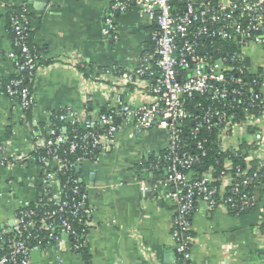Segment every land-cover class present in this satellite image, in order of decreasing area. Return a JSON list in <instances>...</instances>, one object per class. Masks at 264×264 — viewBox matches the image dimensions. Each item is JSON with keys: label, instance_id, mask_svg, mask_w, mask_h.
I'll list each match as a JSON object with an SVG mask.
<instances>
[{"label": "built area", "instance_id": "obj_1", "mask_svg": "<svg viewBox=\"0 0 264 264\" xmlns=\"http://www.w3.org/2000/svg\"><path fill=\"white\" fill-rule=\"evenodd\" d=\"M132 7L150 21L151 48L138 71L124 72L120 78L134 85L146 82L150 101L144 106L121 104L96 122L84 121L82 131L76 129L79 113L51 114V125L53 120L68 124L72 136L56 133L50 125L32 156L12 159L0 148V167L31 160L43 170L45 185L60 183L59 196L47 199L51 209L40 204L22 209L13 226L0 232V264H32L33 251L58 243L62 236L71 241L74 253L82 255L94 209L77 179L62 183L59 173L67 168L73 172L113 143L118 120L133 124L138 133L159 128L168 136L165 149L143 168L147 177L137 184L144 196H155L161 187L173 190L165 198L174 207L170 237L178 264H193L190 219L200 208L228 213L256 208L253 197L236 198L264 171V70L246 65L251 54L264 50V0H112L104 37L118 39L117 18ZM9 25L16 50L9 58L15 61L17 75L2 91L29 114L40 54L34 43H28L33 28L26 4L10 12ZM100 127L104 131H98ZM209 143L218 145L221 169L195 171L207 158ZM72 156H77L73 164ZM245 156V169L234 166L233 158ZM252 161L259 167L249 180ZM52 162L57 164L55 172L49 169Z\"/></svg>", "mask_w": 264, "mask_h": 264}, {"label": "crops", "instance_id": "obj_2", "mask_svg": "<svg viewBox=\"0 0 264 264\" xmlns=\"http://www.w3.org/2000/svg\"><path fill=\"white\" fill-rule=\"evenodd\" d=\"M111 2L0 0V148L6 156H32L50 130L51 114L77 112L83 124L96 122L121 104L144 106L150 101L146 82L134 85L120 76L143 66L152 26L132 7L117 18L118 39L104 37ZM25 4L40 54L29 114L2 91L17 75L15 61L9 58L16 54L10 12ZM249 60L252 69H263L264 50L251 54ZM82 69L93 73L85 76ZM116 125L119 131L113 143L76 168L87 203L94 209L88 261L74 253L71 241L62 236L58 243L33 251L32 264H178L170 237L174 207L165 198L173 190L161 187L155 196H144L136 174L148 158L165 149L168 136L159 128L138 133L133 124L118 120ZM38 133L43 135L37 138ZM49 169L55 172L57 164L50 163ZM59 194L60 183L53 180L45 185L43 170L31 160L0 167V232L13 226L18 211L38 205L43 198L55 200ZM247 211L234 216L200 208L190 219L193 264H264V201L257 210Z\"/></svg>", "mask_w": 264, "mask_h": 264}, {"label": "trees", "instance_id": "obj_3", "mask_svg": "<svg viewBox=\"0 0 264 264\" xmlns=\"http://www.w3.org/2000/svg\"><path fill=\"white\" fill-rule=\"evenodd\" d=\"M9 30H10V25H9ZM10 33H11V30H10ZM34 37H35V30H32V32H30L28 35V38H29L28 43L29 44L34 43ZM150 48H151V43H149V45H148V50ZM19 54H20V52L17 51V56H19ZM262 70H264V68ZM81 72H83L85 76H89L90 74L93 73L92 71L86 72L85 69H82ZM51 128L56 133L59 131H62L64 128H66V130H67L66 136H68V137L72 136V130L68 126V124L53 120ZM76 129L78 131H82L83 130L82 129V123H79L76 126ZM99 130L101 131L102 129L99 128ZM208 146H209L208 148H209L210 152H209L207 158L204 160L202 165L197 166L194 169L195 171L204 172V171L208 170L210 167H215L216 170H218V171L221 169L220 165L223 162V158L218 156L219 155L218 154L219 153L218 145L213 144V143H209ZM76 158H77V156L70 157L69 158L70 163L73 164L75 162ZM152 161H153V158H148V160L138 169L139 170V178L145 177L147 175L146 173L143 172V168L148 167ZM233 164H234V166H241L242 169H245V167L247 166V156H245L241 159L233 158ZM249 166H250L251 170H250V173L247 174V178L249 180H251V178H253V176H254L253 174H256V172H258L259 164L257 161H252L249 163ZM59 176H60L62 183H64L65 181H68L69 179H77V181H78V175H77L76 168H74L73 172H69V168H67V169L63 170L62 172H60ZM257 176L259 179L256 182H250L247 186L242 187L239 196L236 198V200L238 201L244 195H248L249 197H253L255 199L256 208L251 209L250 211H255V209L257 210L259 208V206L261 204H263V201H264V171L258 172ZM156 178L159 179L160 175L157 174ZM39 204L44 209H51L53 206L52 203L47 204V199H45V198L40 200ZM32 207H34V206H32ZM245 213H246V211L240 212L238 210H230V214L234 215V216L244 215ZM262 230L264 231V224L262 226ZM59 235H60L59 233L56 234V236H59ZM46 244H47V242H46ZM82 255H84L85 260L88 261L87 248L83 251Z\"/></svg>", "mask_w": 264, "mask_h": 264}, {"label": "water", "instance_id": "obj_4", "mask_svg": "<svg viewBox=\"0 0 264 264\" xmlns=\"http://www.w3.org/2000/svg\"><path fill=\"white\" fill-rule=\"evenodd\" d=\"M32 1H34V0H32ZM44 6L43 7H41V10H44ZM246 65L248 66V67H250V60L249 59H247L246 60ZM247 213H249V211H247ZM64 237H67V236H64Z\"/></svg>", "mask_w": 264, "mask_h": 264}]
</instances>
